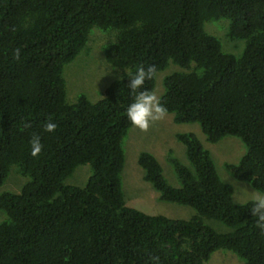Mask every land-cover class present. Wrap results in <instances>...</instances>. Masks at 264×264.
Returning a JSON list of instances; mask_svg holds the SVG:
<instances>
[{
  "label": "trees",
  "instance_id": "1",
  "mask_svg": "<svg viewBox=\"0 0 264 264\" xmlns=\"http://www.w3.org/2000/svg\"><path fill=\"white\" fill-rule=\"evenodd\" d=\"M223 18L226 37L243 42L239 55L204 29ZM93 28L112 34L104 56L122 73L97 101L79 94L68 103L63 68ZM169 63L160 102L173 121L198 124L210 143L239 138L246 152L226 168L264 193V0H0V186L12 166L28 178L18 193H0V264H156L153 257L203 264L220 249L244 264H264L254 201H232V187L193 133L176 134L191 166L170 158L178 187L151 153L141 152L137 163L160 200L196 213L170 218L125 204L126 110L138 91L152 92ZM149 65L152 78L128 88V77ZM50 121L57 126L51 132ZM33 136L42 144L36 156ZM81 165L92 171L85 184H67Z\"/></svg>",
  "mask_w": 264,
  "mask_h": 264
},
{
  "label": "rangeland",
  "instance_id": "2",
  "mask_svg": "<svg viewBox=\"0 0 264 264\" xmlns=\"http://www.w3.org/2000/svg\"><path fill=\"white\" fill-rule=\"evenodd\" d=\"M228 20L226 18L218 21H210L204 25V29L215 35L221 41L225 51L239 55L243 48L242 41H236L238 49H228L231 42L226 37ZM112 34L104 33L93 28L90 40L86 47L63 68L65 80L66 101L75 102L79 94H84L90 101H97L101 92L112 81L121 76L122 69L112 66L104 56V48L111 42ZM228 43V48L225 44ZM172 63L156 73L155 85L151 93L159 98L164 92L163 79L168 74ZM177 133H193L197 136L204 148L209 151L210 157L219 178L232 187V201L236 204L254 201L257 193L248 182L237 180L226 168V164H238L246 152L242 141L235 136H226L221 140L210 143L196 123H176L173 121V114L166 115L157 121L150 123L149 128L144 131L132 125L122 140L123 167L120 174L121 189L125 204L136 208L147 214H161L170 218H191L196 212L194 208L179 205L176 203L160 200L159 193L152 185L144 179V172L138 165V156L141 152H149L159 161L162 174L165 180L172 186L178 187L179 181L170 163V158L176 159L181 164L191 168L185 156L184 145L177 140ZM89 165L78 166L75 171L66 179L70 185L83 186L91 174ZM27 177L20 174L16 166H12L6 180L0 186L1 192L18 193ZM5 218L0 211V221ZM220 232L229 229L222 223L214 220H204ZM203 264H244L243 260L228 250H217Z\"/></svg>",
  "mask_w": 264,
  "mask_h": 264
},
{
  "label": "clouds",
  "instance_id": "3",
  "mask_svg": "<svg viewBox=\"0 0 264 264\" xmlns=\"http://www.w3.org/2000/svg\"><path fill=\"white\" fill-rule=\"evenodd\" d=\"M155 73L154 66H140L135 72L128 77V88L133 91L140 89L146 80L152 78ZM167 113V109L160 102V98L148 91H138L132 103H130L126 110L128 120L132 125L140 130L146 131L150 123L162 119ZM54 122H48L45 125L47 131H54L56 128ZM31 154L36 156L42 149V144L39 136H33L30 140ZM251 214L256 217V226L264 230V193H257L254 197V202L251 208ZM156 264L159 258L153 257Z\"/></svg>",
  "mask_w": 264,
  "mask_h": 264
}]
</instances>
